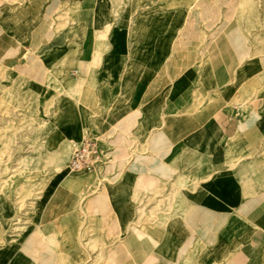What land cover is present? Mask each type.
Returning a JSON list of instances; mask_svg holds the SVG:
<instances>
[{"label": "crops", "instance_id": "0c3cea01", "mask_svg": "<svg viewBox=\"0 0 264 264\" xmlns=\"http://www.w3.org/2000/svg\"><path fill=\"white\" fill-rule=\"evenodd\" d=\"M66 1L67 17L58 19ZM239 2L199 0L187 25L184 12L132 2L116 13L111 0H31L8 11L0 22V62L16 47L29 48L25 73L57 81L41 85L40 95L21 72L25 65L14 67L0 98L34 117L41 96L55 91L35 165L64 169L36 201L26 231L0 248V264H264V115L223 100L196 105L197 87L185 78L206 67L227 80L250 53L235 18ZM58 23L73 33L58 39ZM73 74L90 76L77 103ZM194 106L204 109L193 118L180 114ZM207 109L208 117L200 115ZM98 127L109 157L126 151L129 160L104 173L105 186L83 203L99 224L101 237L93 241L90 233L81 239L77 212L88 175L66 167L75 143ZM172 194L174 207L161 210Z\"/></svg>", "mask_w": 264, "mask_h": 264}, {"label": "rangeland", "instance_id": "374dc122", "mask_svg": "<svg viewBox=\"0 0 264 264\" xmlns=\"http://www.w3.org/2000/svg\"><path fill=\"white\" fill-rule=\"evenodd\" d=\"M30 1L31 0H0V22L9 15V10L20 5H27ZM45 1L48 2L49 0ZM111 1L117 10L116 13L132 2H134L135 8H138L140 5H153L161 8L162 11L164 9L172 15L177 12H184L187 16V25L190 22V18L194 16L197 10V2L199 0ZM68 4L69 1L59 3L57 10L62 12V14L58 16V19H65L67 17V10H65L64 7ZM174 9L175 12L172 11ZM235 18L236 22L240 24L242 32L248 39L250 50V53L242 57L238 69L229 79H223L221 82L217 79L214 72L208 73L206 67H204L203 73L199 74V72H197L194 75L189 73L185 78L189 79L190 83L195 84L197 87L196 89L198 91L195 90L193 92L194 104L208 106V100L219 103L223 100L225 104L238 105L243 111L256 108L257 118L264 115V60H262V57H264V0H240L237 17ZM124 23H126L125 28L127 29L128 24L126 20ZM70 33H73L72 28L65 29V23H58L54 36L59 39ZM97 37L105 39V34L103 32H97ZM13 51L15 52L14 57L10 55L9 60L0 62V97L2 91L10 85L11 81L9 80L16 76L17 73H15V69H17V67L22 68L25 65V68L21 71L25 73V69L27 68V55L32 50L29 48H20L19 50V48L16 47ZM23 60L25 62H23ZM44 62L46 63L45 60ZM203 63L206 64V61L204 60ZM14 67L16 68L14 69ZM121 72L125 78H128L131 69L127 67L124 70L123 68ZM74 76H76V79L78 76V79L74 87L70 89V92L73 101L77 103L81 98L79 91L81 89L83 90L86 83L90 82V76L86 74ZM27 77L34 87H39L38 93H40V95H43L42 86L44 83L49 84L52 80L57 81L55 77H53V79L49 77L46 81H38L28 75ZM167 81L173 82L174 86L177 83L168 75ZM210 88H212V91L208 90ZM54 92L55 91L50 93L48 91L44 96H41V111L38 116L34 117H30L17 108L8 105L0 98V248H4L9 244H14L15 240L26 231V227L31 223L30 217L35 211L36 201L40 198L49 182L55 178V175L63 172L62 170L64 168L39 170L38 166L36 167L35 165V162L41 161L42 158L41 156L38 157L42 144L41 136L44 138V136H47L46 133L50 131L49 125L51 123L45 121L51 117L52 110L49 107L54 104L55 99L58 97ZM45 99L50 101L51 104L47 103ZM45 107L50 110L43 112ZM202 109L204 108L194 106L191 112L183 110L180 114L184 118H193L196 116L195 112ZM59 111V109L53 111L56 118L60 116ZM203 111H201L202 114L200 115L207 114L208 117V109L205 112ZM91 132L103 140V137L99 135V127ZM80 145L81 143L72 147V153L74 149ZM135 151L136 149L133 151L136 156L138 153ZM128 160L127 152L125 151L120 157L114 156L110 158L107 164L100 166L93 172L86 170L78 171V174L82 173L88 175L85 176L84 179L82 203L80 210L77 211L82 215L83 229L81 239H83L84 235L87 233L91 234L90 237H92L91 239L93 241L101 237L100 234H96V230H98L99 227L97 217L90 216L87 213L86 207L84 206L85 208H83V203L89 196L98 193L101 188L105 186L104 180H106L105 178L107 177L103 176L104 173L107 174L110 169L114 168L116 165L124 166ZM109 163H111V165H109ZM66 169L72 174L77 172L71 170L69 166L66 167ZM178 194H181V190L178 191ZM174 197L176 198L173 194L169 197L165 196L162 199L164 203L161 205L159 204V208L161 210L163 206L164 208H173ZM142 215L143 213H140V216ZM165 215L167 220L170 214L166 212ZM23 239L24 237L18 240L15 248L23 244ZM13 252L14 249H11L10 255H12ZM102 264L108 263L105 261Z\"/></svg>", "mask_w": 264, "mask_h": 264}, {"label": "built area", "instance_id": "2783aa9c", "mask_svg": "<svg viewBox=\"0 0 264 264\" xmlns=\"http://www.w3.org/2000/svg\"><path fill=\"white\" fill-rule=\"evenodd\" d=\"M102 143L101 138L88 135L84 142L74 149L69 162L70 168L78 171L106 164L110 157Z\"/></svg>", "mask_w": 264, "mask_h": 264}, {"label": "bare ground", "instance_id": "6f19581e", "mask_svg": "<svg viewBox=\"0 0 264 264\" xmlns=\"http://www.w3.org/2000/svg\"><path fill=\"white\" fill-rule=\"evenodd\" d=\"M82 143H83V142H82ZM82 143H81V144H82ZM77 144H78V143H75V146H76ZM108 156H109V155H108ZM110 158H111V157H110ZM109 161H110V159H109ZM109 161H108V162H109ZM108 162H107V163H108ZM107 163H106V164H107ZM103 165H104V164H100V165H98V166L95 167V168L82 169V170H78V171H84V170H86V171H89V172H93V171H95L97 168H99L100 166H103ZM69 167H70V166H69ZM70 169H71V168H70ZM71 170H72V169H71ZM73 171H75V170H73Z\"/></svg>", "mask_w": 264, "mask_h": 264}]
</instances>
